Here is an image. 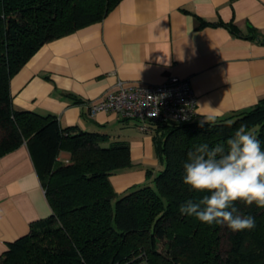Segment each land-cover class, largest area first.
<instances>
[{"label": "trees", "instance_id": "trees-1", "mask_svg": "<svg viewBox=\"0 0 264 264\" xmlns=\"http://www.w3.org/2000/svg\"><path fill=\"white\" fill-rule=\"evenodd\" d=\"M120 1L0 0V157L26 142L51 207L7 243L0 264H82L73 244L83 264H264V208L236 202L239 214L256 222L239 232L179 211L200 195L183 184L188 151L223 142L242 124L264 149V98L203 127L197 115L153 124L162 166L123 193L110 176L133 165L127 141L15 107L11 81L31 57L45 43L103 20ZM62 150L70 160L58 158Z\"/></svg>", "mask_w": 264, "mask_h": 264}, {"label": "crops", "instance_id": "crops-1", "mask_svg": "<svg viewBox=\"0 0 264 264\" xmlns=\"http://www.w3.org/2000/svg\"><path fill=\"white\" fill-rule=\"evenodd\" d=\"M170 76L190 80L199 118L214 114L208 107L222 118L258 103L264 98V0H121L103 20L45 43L14 75L11 90L17 109L127 141L133 165L110 176L123 193L160 170L154 134L113 111L91 115L87 104L120 82L158 84ZM71 157L62 150L58 158ZM50 213L24 142L0 157V256Z\"/></svg>", "mask_w": 264, "mask_h": 264}, {"label": "clouds", "instance_id": "clouds-1", "mask_svg": "<svg viewBox=\"0 0 264 264\" xmlns=\"http://www.w3.org/2000/svg\"><path fill=\"white\" fill-rule=\"evenodd\" d=\"M208 108L214 114L202 119L201 127L214 124L221 115ZM183 169V184L200 195L198 200L188 199L179 206L182 215L209 225H226L233 232L255 228V218L240 215L236 207L239 201L264 208V149L247 125H240L223 142L195 146L188 151ZM73 248L83 264V254L75 244Z\"/></svg>", "mask_w": 264, "mask_h": 264}, {"label": "built area", "instance_id": "built-area-1", "mask_svg": "<svg viewBox=\"0 0 264 264\" xmlns=\"http://www.w3.org/2000/svg\"><path fill=\"white\" fill-rule=\"evenodd\" d=\"M87 108L91 115L99 111L116 112L123 118L136 120L141 130L155 134V123L194 119L197 96L188 78L170 76L158 84L126 85L120 82L116 89L90 101ZM183 116L189 118L185 120Z\"/></svg>", "mask_w": 264, "mask_h": 264}, {"label": "rangeland", "instance_id": "rangeland-1", "mask_svg": "<svg viewBox=\"0 0 264 264\" xmlns=\"http://www.w3.org/2000/svg\"><path fill=\"white\" fill-rule=\"evenodd\" d=\"M144 131L142 130V133H143Z\"/></svg>", "mask_w": 264, "mask_h": 264}]
</instances>
